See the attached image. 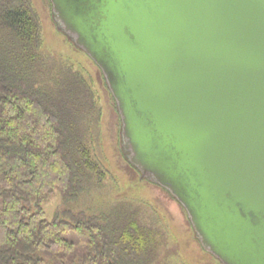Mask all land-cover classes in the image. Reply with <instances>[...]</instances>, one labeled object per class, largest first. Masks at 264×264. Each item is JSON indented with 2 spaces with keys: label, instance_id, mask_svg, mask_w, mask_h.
<instances>
[{
  "label": "water",
  "instance_id": "obj_1",
  "mask_svg": "<svg viewBox=\"0 0 264 264\" xmlns=\"http://www.w3.org/2000/svg\"><path fill=\"white\" fill-rule=\"evenodd\" d=\"M101 69L121 151L222 264H264V0H49Z\"/></svg>",
  "mask_w": 264,
  "mask_h": 264
},
{
  "label": "trees",
  "instance_id": "obj_2",
  "mask_svg": "<svg viewBox=\"0 0 264 264\" xmlns=\"http://www.w3.org/2000/svg\"><path fill=\"white\" fill-rule=\"evenodd\" d=\"M32 0H0V264H152L159 230L118 202L48 220L53 190L70 200L108 175L86 140L95 95L79 71L40 53Z\"/></svg>",
  "mask_w": 264,
  "mask_h": 264
},
{
  "label": "rangeland",
  "instance_id": "obj_3",
  "mask_svg": "<svg viewBox=\"0 0 264 264\" xmlns=\"http://www.w3.org/2000/svg\"><path fill=\"white\" fill-rule=\"evenodd\" d=\"M48 1L31 2L41 25L40 53L49 66L71 67L90 84L95 95L93 118L97 121L88 118L85 122L86 140L108 175L100 184L70 200L61 191L53 190L40 204L45 217L50 220L56 213L66 211L93 216L124 202L138 210L141 223L157 228L161 234L157 259L152 264H222L203 249L182 205L163 187L141 178L140 172L128 163L121 151L120 118L101 69L58 30Z\"/></svg>",
  "mask_w": 264,
  "mask_h": 264
},
{
  "label": "flooded vegetation",
  "instance_id": "obj_4",
  "mask_svg": "<svg viewBox=\"0 0 264 264\" xmlns=\"http://www.w3.org/2000/svg\"><path fill=\"white\" fill-rule=\"evenodd\" d=\"M49 2V1H48ZM51 5V4H50Z\"/></svg>",
  "mask_w": 264,
  "mask_h": 264
}]
</instances>
